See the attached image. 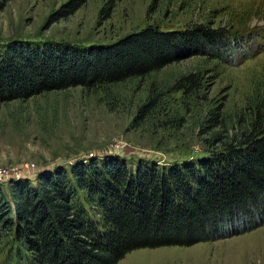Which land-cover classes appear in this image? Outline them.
Instances as JSON below:
<instances>
[{
  "label": "trees",
  "instance_id": "1",
  "mask_svg": "<svg viewBox=\"0 0 264 264\" xmlns=\"http://www.w3.org/2000/svg\"><path fill=\"white\" fill-rule=\"evenodd\" d=\"M80 5L69 0L60 10ZM255 37L195 23L178 30L147 24L107 43L6 41L0 101L73 86L98 89L190 56L233 61L249 53ZM200 83L196 71L176 85ZM211 113L209 120L217 116ZM213 135L219 146L198 156L160 162L106 153L41 170L35 181L12 178L7 190L0 183V246L3 236L15 244L7 260L116 264L134 249L191 246L264 225V114L257 111L229 138Z\"/></svg>",
  "mask_w": 264,
  "mask_h": 264
},
{
  "label": "rangeland",
  "instance_id": "2",
  "mask_svg": "<svg viewBox=\"0 0 264 264\" xmlns=\"http://www.w3.org/2000/svg\"><path fill=\"white\" fill-rule=\"evenodd\" d=\"M67 2L0 0V43H107L147 24L178 30L207 23L256 37L249 53L233 61L190 56L98 89L73 86L0 101L5 190L12 178L35 181L41 170L94 155L160 162L198 156L219 146L215 131L229 138L257 111L264 114V0H81L66 13L60 9ZM196 71L197 87L176 85ZM212 111L217 116L209 120ZM11 238L3 236L0 264L14 262L6 256L15 247ZM116 264H264V225L191 246L134 249Z\"/></svg>",
  "mask_w": 264,
  "mask_h": 264
}]
</instances>
